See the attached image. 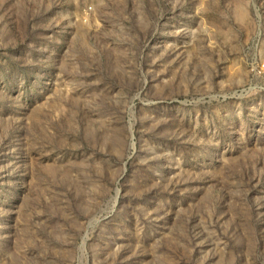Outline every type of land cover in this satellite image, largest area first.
<instances>
[{"label":"rangeland","instance_id":"obj_1","mask_svg":"<svg viewBox=\"0 0 264 264\" xmlns=\"http://www.w3.org/2000/svg\"><path fill=\"white\" fill-rule=\"evenodd\" d=\"M0 264H264V0H0Z\"/></svg>","mask_w":264,"mask_h":264}]
</instances>
